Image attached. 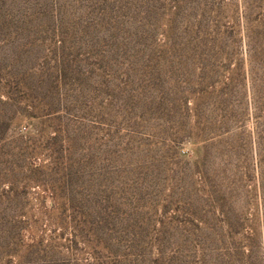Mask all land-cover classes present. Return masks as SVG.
Segmentation results:
<instances>
[{
    "label": "rangeland",
    "instance_id": "rangeland-1",
    "mask_svg": "<svg viewBox=\"0 0 264 264\" xmlns=\"http://www.w3.org/2000/svg\"><path fill=\"white\" fill-rule=\"evenodd\" d=\"M0 264H264V0H0Z\"/></svg>",
    "mask_w": 264,
    "mask_h": 264
}]
</instances>
